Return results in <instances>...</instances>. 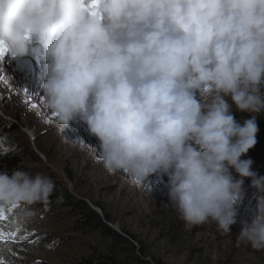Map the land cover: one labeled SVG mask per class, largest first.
<instances>
[{
  "label": "clouds",
  "instance_id": "9594fccd",
  "mask_svg": "<svg viewBox=\"0 0 264 264\" xmlns=\"http://www.w3.org/2000/svg\"><path fill=\"white\" fill-rule=\"evenodd\" d=\"M0 46L18 61L39 56L54 126L85 124L98 146L65 139L109 174L149 192L167 174L186 228L230 234L250 179L256 206L236 243L264 252V176L242 159L264 112V0H0ZM11 152L0 135V156ZM54 190L40 172L0 173V207L20 226Z\"/></svg>",
  "mask_w": 264,
  "mask_h": 264
},
{
  "label": "rangeland",
  "instance_id": "374dc122",
  "mask_svg": "<svg viewBox=\"0 0 264 264\" xmlns=\"http://www.w3.org/2000/svg\"><path fill=\"white\" fill-rule=\"evenodd\" d=\"M42 63L38 55L22 61L0 57V116L16 119L19 126L12 135L18 142L17 157L11 162L0 156V173L10 176L20 167L32 174L40 172L69 192L97 202L110 218L111 227L132 234L148 258L164 264H264V252L236 243L242 222L251 221L255 208L238 210L237 223L227 235L218 233L214 223L186 228L169 204L167 183L161 179L167 174L150 177L151 192L137 188L124 174H109L87 147L81 150L65 139L80 137L90 145L99 144L78 120L58 132L42 97ZM34 207L37 215L25 226L16 223L14 210L5 211L8 219L0 221V231L5 233L0 241L3 264H70L94 244L69 231L64 221L40 211L42 207ZM11 232L16 236H10Z\"/></svg>",
  "mask_w": 264,
  "mask_h": 264
},
{
  "label": "trees",
  "instance_id": "16d2710c",
  "mask_svg": "<svg viewBox=\"0 0 264 264\" xmlns=\"http://www.w3.org/2000/svg\"><path fill=\"white\" fill-rule=\"evenodd\" d=\"M199 99V95L197 96ZM238 121L249 116L248 113H240L233 110ZM9 121L0 116V135L7 134L9 140L18 146L14 135L18 131L16 119ZM259 131L257 144L250 149L242 159L251 158L254 163L252 168L260 176H264V112L257 116ZM34 156L32 152H29ZM6 161L14 162L16 153H8L2 156ZM35 157V156H34ZM234 175H236L234 173ZM163 177V178H162ZM161 179L167 183L168 177L162 175ZM55 190L50 197V204L45 208L40 206V211L47 212L53 218L66 223V228L80 237L93 240L94 244L88 251L76 257L70 264H164L159 260L148 258L147 251L136 242L132 234L125 230H115L111 227V220L97 202L87 200L85 197L69 192L59 181L53 180ZM251 180L246 178L244 183L245 197L240 202L238 210L242 208H255L256 201L253 199L255 189L251 186ZM250 210V209H249ZM33 264H48L38 261ZM227 264H232L228 261ZM242 264V263H235Z\"/></svg>",
  "mask_w": 264,
  "mask_h": 264
},
{
  "label": "snow or ice",
  "instance_id": "6c2138e0",
  "mask_svg": "<svg viewBox=\"0 0 264 264\" xmlns=\"http://www.w3.org/2000/svg\"><path fill=\"white\" fill-rule=\"evenodd\" d=\"M6 49L2 46H0V57H4V55L6 54ZM51 115L55 118V114L51 113ZM9 210H13V209H9ZM8 219V217L6 216L5 210L0 207V221H4ZM10 236L15 237L16 233L15 232H11L9 233ZM5 239V233L3 231H0V241ZM0 264H3L2 261H0Z\"/></svg>",
  "mask_w": 264,
  "mask_h": 264
}]
</instances>
